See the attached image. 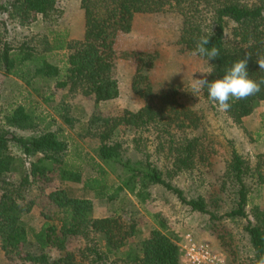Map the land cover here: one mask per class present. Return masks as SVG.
I'll return each instance as SVG.
<instances>
[{
    "label": "trees",
    "instance_id": "16d2710c",
    "mask_svg": "<svg viewBox=\"0 0 264 264\" xmlns=\"http://www.w3.org/2000/svg\"><path fill=\"white\" fill-rule=\"evenodd\" d=\"M59 2L3 0L0 13L23 21L35 15L52 20L63 14ZM80 6L84 11L82 39L72 40L64 31L51 30L52 44L47 50L39 51L27 43L15 46L7 40L5 30L0 29V70L21 80L30 95L38 94L46 103L55 96L54 86L92 99L95 107L118 98L115 40L120 33L133 30L138 13L173 11L182 15L183 27L177 43L190 52H194L201 36L212 34L208 47L215 45L220 56L209 61L200 56L211 67L205 76L209 82L222 78L233 62L244 59L248 53L252 54L247 57L249 76L264 80V70L258 63V58H264V0H80ZM65 49L68 53L62 67L53 51ZM133 56L137 71L132 90L145 104L136 111L123 109L116 116H91L85 126L89 135L99 139L96 156L84 157L80 153L75 159L69 158V141L51 129L32 135L19 134L16 129L34 130L43 119L23 103L3 108L0 93V250L8 258L33 264H86L91 254L92 261L100 263L120 251L122 259L129 264H184L178 237L164 218L154 215L157 226L150 235L130 244L140 233L135 224L118 215L96 217L91 198L72 196L63 187L50 191L48 198L54 209L43 214L38 229L31 228L25 220L31 205L21 203L18 195L29 187L32 178L56 167L62 181L83 183L85 188L109 201L128 192L144 203L150 197V188L162 185L191 210L209 214L213 221L225 216L247 218L245 229L255 264H264V207L252 205L254 221L246 209L251 204L249 176L264 184V154L258 155L257 164L252 167L234 149L223 188L209 199L203 196L188 199L172 180L201 164H211L210 145L206 134L201 132L202 116L180 100L176 85L154 88L147 72L155 65L157 52L139 51ZM201 92L217 106L209 100L206 89ZM263 102L264 85L255 96L232 103L225 113L241 124ZM120 129L121 134L132 133L130 140L116 138ZM129 144L141 158L127 155ZM14 147L27 157L37 156L28 170L18 162ZM84 163L92 167L95 175L84 178ZM111 173H115L116 183L109 181ZM228 185L234 188L232 207L219 214ZM73 237H82L87 242L85 251L89 254L83 259H78V254L68 247ZM221 237L222 245L228 247L225 236ZM52 250L58 251L57 255H52Z\"/></svg>",
    "mask_w": 264,
    "mask_h": 264
},
{
    "label": "rangeland",
    "instance_id": "374dc122",
    "mask_svg": "<svg viewBox=\"0 0 264 264\" xmlns=\"http://www.w3.org/2000/svg\"><path fill=\"white\" fill-rule=\"evenodd\" d=\"M2 1L0 0V3ZM59 7L63 12L62 16L52 20L35 15L23 21L21 18L4 17L0 13V29L5 30L7 40L13 45L27 43L39 51L51 47V30L64 31L72 40L82 39L84 11L80 6V0H60ZM182 27L183 16L178 12L136 14L133 30L129 33H120L115 40L117 50L115 75L119 81L121 94L116 99L101 102L99 107H95L92 99L55 86L53 87L55 96L50 103H46L38 94L30 95L29 88L21 80L0 70L2 106L7 109L9 105L23 103L43 119L34 130L16 129L19 134L32 135L51 129L69 141V158L75 159L80 153L84 157L96 156L99 139L88 134L85 123H88L91 116H116L123 109L136 111L145 104V100L132 90L133 77L137 71V61L133 54L139 51H155L159 57L153 68L147 72L150 82L155 89L164 88L168 84L177 86L180 100L202 116L201 132L206 134L211 152L210 165L201 164L196 169L183 172L172 182L184 191L188 199L199 196L209 199L212 193H218L223 188L224 174L234 149L250 162L252 167L257 164L258 155L264 154V102L251 115L245 117L241 124H236L225 111L218 110L217 106L210 103L201 91L194 94L191 91L193 85L197 79L204 78L208 73L202 72H209L211 67L199 55H193V52L184 50L177 43ZM53 53L55 60L63 67L68 50H55ZM47 94L50 95L49 92ZM131 136L130 131L121 134L120 129L116 138L130 140ZM128 146V156L133 159L141 158V155L133 150L132 145ZM12 149L18 157V162L27 170L32 161L37 159V156L23 155L17 147ZM83 169L84 178L95 175L89 164L84 163ZM58 170L55 167L48 173L32 178L29 187L18 195L21 203L31 205L30 212L25 216L31 228L38 229L42 225L43 214H49L54 209L48 198L50 191L56 187H63L72 196L91 198L95 203L96 217L118 215L127 223L135 224L140 233L131 239L130 244L149 236L151 230L157 226L154 215H159L177 235L184 264H188L185 253L186 245L190 241L206 244L212 249L215 259L211 264H255L254 251L245 229L247 218L225 216L214 222L209 214L191 210L190 206L182 203L175 193L162 185L152 186L149 190L150 197L144 203L128 192H123L118 199L109 201L100 197L98 192L85 188L83 183L62 181ZM256 179L257 177L251 175L247 180L251 189V204L246 209L252 221H254L252 205L264 207V184H260ZM109 181L116 183L115 173L110 174ZM233 189L232 185L226 187L219 214L231 209L235 197ZM216 224L218 226L215 228ZM222 235L228 242L226 248L221 243ZM86 246L87 242L82 237L69 239L68 247L78 254V259H83V256L89 254L87 250L85 251ZM0 252V264H33L30 261L8 258L3 251ZM57 253L56 250L51 251L52 255ZM93 256L91 254L85 263L129 264L122 259L121 251L110 254L108 259L100 263L92 261Z\"/></svg>",
    "mask_w": 264,
    "mask_h": 264
},
{
    "label": "clouds",
    "instance_id": "9594fccd",
    "mask_svg": "<svg viewBox=\"0 0 264 264\" xmlns=\"http://www.w3.org/2000/svg\"><path fill=\"white\" fill-rule=\"evenodd\" d=\"M211 35L208 34L199 38L193 55L205 57L208 61L220 56V51L215 45L211 48L208 47ZM251 55L248 53L244 59H238L233 62L231 67L225 71V75L222 78L211 82L206 77L197 79L191 91L196 94L206 89L209 100L215 102L220 111H227L231 108L232 103L255 96L261 91L264 80L257 81L249 76L247 57ZM258 63L259 68L264 70V58H258Z\"/></svg>",
    "mask_w": 264,
    "mask_h": 264
},
{
    "label": "built area",
    "instance_id": "2783aa9c",
    "mask_svg": "<svg viewBox=\"0 0 264 264\" xmlns=\"http://www.w3.org/2000/svg\"><path fill=\"white\" fill-rule=\"evenodd\" d=\"M185 258L188 264H211L215 255L208 245L190 241L186 245Z\"/></svg>",
    "mask_w": 264,
    "mask_h": 264
},
{
    "label": "crops",
    "instance_id": "0c3cea01",
    "mask_svg": "<svg viewBox=\"0 0 264 264\" xmlns=\"http://www.w3.org/2000/svg\"><path fill=\"white\" fill-rule=\"evenodd\" d=\"M83 37V36H82ZM120 94H121V89H120ZM109 101V100H108ZM104 102H106V101H104Z\"/></svg>",
    "mask_w": 264,
    "mask_h": 264
}]
</instances>
